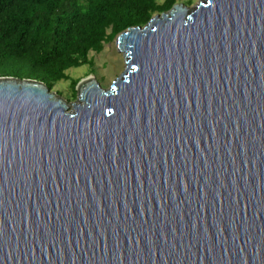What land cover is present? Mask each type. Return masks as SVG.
<instances>
[{"label": "water", "instance_id": "95a60500", "mask_svg": "<svg viewBox=\"0 0 264 264\" xmlns=\"http://www.w3.org/2000/svg\"><path fill=\"white\" fill-rule=\"evenodd\" d=\"M77 101L0 76V264H264V0L179 1Z\"/></svg>", "mask_w": 264, "mask_h": 264}, {"label": "trees", "instance_id": "16d2710c", "mask_svg": "<svg viewBox=\"0 0 264 264\" xmlns=\"http://www.w3.org/2000/svg\"><path fill=\"white\" fill-rule=\"evenodd\" d=\"M180 0H0V76L43 81L50 90L91 51L143 26ZM78 79H72L77 94Z\"/></svg>", "mask_w": 264, "mask_h": 264}, {"label": "rangeland", "instance_id": "374dc122", "mask_svg": "<svg viewBox=\"0 0 264 264\" xmlns=\"http://www.w3.org/2000/svg\"><path fill=\"white\" fill-rule=\"evenodd\" d=\"M182 1V0H180ZM190 5H196L200 0H183ZM117 38V37H116ZM116 38L106 43L101 52L91 51V63L79 67H71L67 70L70 78L62 80L54 87L70 99L71 103L77 101V94H74L72 79L79 81L87 76L97 74L101 77L104 85H112L113 81L121 74L125 68V58L123 52L119 51L116 45Z\"/></svg>", "mask_w": 264, "mask_h": 264}]
</instances>
